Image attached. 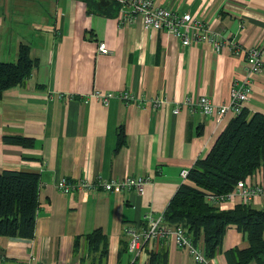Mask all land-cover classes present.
<instances>
[{
	"label": "crops",
	"instance_id": "obj_1",
	"mask_svg": "<svg viewBox=\"0 0 264 264\" xmlns=\"http://www.w3.org/2000/svg\"><path fill=\"white\" fill-rule=\"evenodd\" d=\"M52 1L48 18L30 0H0V60H17L20 44L26 43L36 62L25 84L7 89L0 99V172L40 175L35 236H0V264H90L82 236L96 228L109 238L107 264H147L150 250L163 249L169 251V264H201L174 240L152 241L137 258L129 247L119 251L129 243L124 227L150 213L162 215L188 182L182 170L208 154L234 117L230 112L222 118L204 115L198 101L207 96L216 106L229 104L232 87L248 75L244 56H235L231 47L216 52L204 42L184 46L172 33L147 28L140 20L121 24L119 12H90L84 0ZM155 2L198 16L245 48L260 47L264 62V0ZM32 10L41 16L33 30H25L19 17ZM99 42L110 53H100ZM97 90L115 95L105 105L92 96ZM125 90L139 99L123 101L117 94ZM155 98L165 101L154 108ZM245 108L264 113V63ZM121 128L125 143L116 150ZM6 135L34 143L6 142ZM256 174L262 178L260 171ZM136 175L149 178L141 194L107 192L101 186L64 194L58 187L62 178L77 183ZM254 204L264 207V198ZM249 245L247 236L231 226L208 264H229V249Z\"/></svg>",
	"mask_w": 264,
	"mask_h": 264
},
{
	"label": "trees",
	"instance_id": "obj_2",
	"mask_svg": "<svg viewBox=\"0 0 264 264\" xmlns=\"http://www.w3.org/2000/svg\"><path fill=\"white\" fill-rule=\"evenodd\" d=\"M89 11L117 14L120 5L112 0H84ZM31 46L21 43L17 60H0V99L14 86L24 85L35 67ZM116 150L125 143L121 128ZM6 142L33 145L34 140L24 136L4 137ZM264 181V113H251L244 107L219 134L208 154L198 158L189 169L188 182L182 183L163 216L170 226H183L193 242L199 245L208 259L220 251L229 227L234 226L247 236L250 245L234 247L226 253L229 264L264 263V207L254 203L236 204L228 209L210 203L208 193L226 195L239 180L256 172ZM40 175L17 169L0 172V236L31 239L35 236L39 208ZM88 243L90 264H107L109 238L102 228L82 236ZM77 237L74 252L80 248ZM126 243L119 255L127 251ZM147 264H169V251L150 250Z\"/></svg>",
	"mask_w": 264,
	"mask_h": 264
},
{
	"label": "built area",
	"instance_id": "obj_3",
	"mask_svg": "<svg viewBox=\"0 0 264 264\" xmlns=\"http://www.w3.org/2000/svg\"><path fill=\"white\" fill-rule=\"evenodd\" d=\"M120 5L119 21L121 24L134 23L140 20L143 26L156 30H166L178 38L184 46L193 43H208L214 51L220 52L225 47H231L235 56H244L246 60L248 75L239 85L231 89V100L229 104L216 106L207 96H201L198 105L202 114L223 117L227 113H232L234 117L242 112L245 103L249 100L253 90V77L263 70L262 50L258 46L245 48L235 42L230 36L224 35L212 28L207 22L198 16L186 13L180 14L172 7L163 6L155 0H112ZM99 52L102 54L110 53L105 42H99ZM97 97L101 102L107 105L110 99L115 95L112 92L95 91L92 96ZM118 97L123 101L136 102L139 97L131 91L119 92ZM142 99H140L141 101ZM165 99L155 98L153 100L154 108H157ZM177 107L174 112L178 113ZM189 174L188 169H183L181 175L184 180ZM149 178L142 175L124 176L121 179L100 180L99 182H90L83 179L77 183L69 182L62 178L58 182V187L64 194L74 193L76 191H97L101 186L105 191L126 192L135 191L141 194L144 191ZM207 200L221 207H226L229 203L250 204L257 198H264V181L256 173L250 174L247 178L239 180L234 189L226 195H216L208 193ZM124 233L128 237L129 250L139 257L145 253L148 244L155 240L167 239L174 240L179 248L187 250L195 262L208 264V258L203 249L195 244L190 237L187 229L183 226H170L164 220V216H155L150 213L146 215L141 223L129 224L124 227ZM252 264H257L253 262ZM264 264V263H263Z\"/></svg>",
	"mask_w": 264,
	"mask_h": 264
},
{
	"label": "rangeland",
	"instance_id": "obj_4",
	"mask_svg": "<svg viewBox=\"0 0 264 264\" xmlns=\"http://www.w3.org/2000/svg\"><path fill=\"white\" fill-rule=\"evenodd\" d=\"M29 3L32 6H35V8L36 7H40V10L46 12V13H44V15L46 17H48V18L51 17L53 15V13H54L53 12L54 10L52 9V6H53V1L52 0H30ZM32 6H30V7H32ZM33 15H35V17ZM38 15L41 16V13L40 14H38V12L33 13V10L31 11V13L28 11V15H22V16L19 17L20 21H22L19 24L25 30H27V29H29V30L32 29L33 30V22H36V19H37L36 16H38ZM15 28H18V26L15 27Z\"/></svg>",
	"mask_w": 264,
	"mask_h": 264
}]
</instances>
